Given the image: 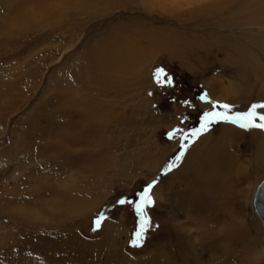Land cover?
Returning a JSON list of instances; mask_svg holds the SVG:
<instances>
[{"label":"rangeland","instance_id":"obj_1","mask_svg":"<svg viewBox=\"0 0 264 264\" xmlns=\"http://www.w3.org/2000/svg\"><path fill=\"white\" fill-rule=\"evenodd\" d=\"M225 124L264 139V0H0V264H215L180 184Z\"/></svg>","mask_w":264,"mask_h":264},{"label":"bare ground","instance_id":"obj_2","mask_svg":"<svg viewBox=\"0 0 264 264\" xmlns=\"http://www.w3.org/2000/svg\"><path fill=\"white\" fill-rule=\"evenodd\" d=\"M122 51V56L121 52L118 51L114 53V55L112 54L109 61L102 66L104 68L102 71L103 73H112L116 71L117 68L124 69L128 66L126 63L133 56V52L131 48H126ZM240 130L241 129L233 125H222L220 127L219 136L213 135L212 137L211 143H213L214 140L215 144V146L213 145L214 151L208 152L206 147L205 149L202 147L204 151H201V148L198 151L195 150V157L188 161L184 168L186 172L184 171L182 182L180 181L182 188H185L183 196L185 201H191L187 197L188 194L189 197H193V199L195 197L197 200L208 198L211 203L214 202V210L216 209L218 216L222 217L221 219L229 217L230 224L234 227L233 230L235 232H225L222 228L218 229L214 227V225L209 228L207 232L208 235H204V237L210 238V243L208 244H210L212 250L215 251L214 258L211 260V263L215 264H232L234 258L232 257L233 253L229 250V246L240 242L243 246H246L252 241V239L249 238L250 224L257 227L256 224L258 223L247 219L246 213H248V211L250 213L252 212L251 207L254 208L253 211H255L259 221L261 220L255 210L253 197L255 198L256 191L264 178L258 185L254 195L253 189L249 185L254 186L258 178H260L261 174L264 172V139L253 132L248 134L253 138L252 141L249 139L251 143H244V141H242L244 132ZM211 136L212 135L209 137ZM206 138L208 139V137ZM243 145H246L252 152L254 161L252 168H245L243 164L238 162L241 159L240 156L243 157L242 153L241 155L234 153V150L241 151ZM253 177L254 181H251ZM250 182L252 183L250 184ZM245 186H249L251 189ZM189 203L190 202H188V204ZM193 206L198 213L203 215L204 212L207 213V211H205L206 209H210V207H206L202 210L200 203L193 204ZM209 211L210 210H208V212ZM235 211L239 212L236 213ZM221 219H219V221ZM260 222H262V220ZM235 228L237 229L235 230ZM221 250L222 253L219 252ZM218 254L221 257H219Z\"/></svg>","mask_w":264,"mask_h":264},{"label":"water","instance_id":"obj_3","mask_svg":"<svg viewBox=\"0 0 264 264\" xmlns=\"http://www.w3.org/2000/svg\"><path fill=\"white\" fill-rule=\"evenodd\" d=\"M254 207L257 212V214L260 216L263 227H264V180L263 182L259 185L255 198H254Z\"/></svg>","mask_w":264,"mask_h":264}]
</instances>
